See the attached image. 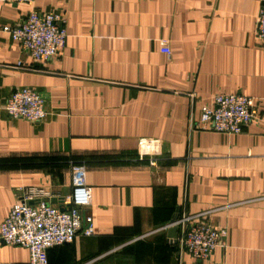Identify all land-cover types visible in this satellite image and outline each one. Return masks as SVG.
I'll return each instance as SVG.
<instances>
[{"label": "crops", "instance_id": "obj_1", "mask_svg": "<svg viewBox=\"0 0 264 264\" xmlns=\"http://www.w3.org/2000/svg\"><path fill=\"white\" fill-rule=\"evenodd\" d=\"M263 5L0 2V221L26 186L49 189L60 207L71 193L69 166L79 163L93 233L50 247L48 264H264V42L255 37ZM32 9L65 19V45L48 61L2 31ZM24 86L43 98V120L6 114L8 95ZM221 93L253 98L242 132L197 125ZM181 213L225 227V245L202 261L180 257L167 229ZM28 259L27 249L0 241V264Z\"/></svg>", "mask_w": 264, "mask_h": 264}, {"label": "built area", "instance_id": "obj_2", "mask_svg": "<svg viewBox=\"0 0 264 264\" xmlns=\"http://www.w3.org/2000/svg\"><path fill=\"white\" fill-rule=\"evenodd\" d=\"M35 0H0L1 3L32 5ZM2 31L35 61H48L64 47L67 37L65 19L58 13L32 9L18 24H4ZM255 37L264 42V5L260 7ZM18 63L17 65H19ZM252 97L241 93H221L200 110L197 125L220 133L237 134L251 122ZM4 110L10 117L41 121L47 116L43 98L30 86L14 89L8 95ZM71 193L61 206L52 204V192L43 186L20 189L16 203L0 221V241L27 249V264H48L47 250L72 243L78 234L91 235L93 221L81 209L91 205L92 191L86 182L85 166L70 164ZM64 208V209H61ZM208 212V211H207ZM206 213V212H204ZM201 214H178L168 226L177 227V249L180 257L188 254L195 261L208 259L214 250L224 246L225 227H214L199 220Z\"/></svg>", "mask_w": 264, "mask_h": 264}, {"label": "water", "instance_id": "obj_3", "mask_svg": "<svg viewBox=\"0 0 264 264\" xmlns=\"http://www.w3.org/2000/svg\"><path fill=\"white\" fill-rule=\"evenodd\" d=\"M61 209H64V208H61ZM167 236L171 243L177 242V227L175 225L168 227Z\"/></svg>", "mask_w": 264, "mask_h": 264}]
</instances>
